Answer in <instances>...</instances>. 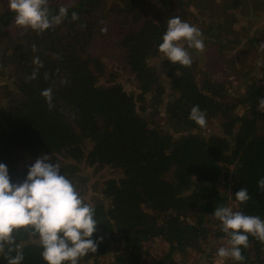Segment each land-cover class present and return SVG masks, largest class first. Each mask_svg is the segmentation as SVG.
<instances>
[{
  "label": "trees",
  "instance_id": "16d2710c",
  "mask_svg": "<svg viewBox=\"0 0 264 264\" xmlns=\"http://www.w3.org/2000/svg\"><path fill=\"white\" fill-rule=\"evenodd\" d=\"M192 1L46 0L50 12L64 6L68 15L37 32L18 26L8 0H0V162L18 183L34 163L28 156L61 161V173L95 208L92 238L103 237L79 264H210L209 248L228 241L216 208L264 219L257 184L264 178V42H256L239 68L243 90L230 98L215 71L195 60L173 64L158 50L172 17L195 25L209 39H202L205 46L216 39L223 50L229 36H221L218 14L226 11L198 0L194 12ZM262 3L251 2L264 21ZM45 89H51V107ZM194 105L205 112L206 125L218 123V132H204L206 125L189 119ZM82 166L115 175L87 198L83 183H75ZM242 187L250 195L243 203L235 198ZM13 236L21 264H46L38 235L21 228ZM7 247L0 264L16 254L6 255ZM157 247L162 252L150 259ZM242 255L226 264H264V242L249 235Z\"/></svg>",
  "mask_w": 264,
  "mask_h": 264
},
{
  "label": "clouds",
  "instance_id": "9594fccd",
  "mask_svg": "<svg viewBox=\"0 0 264 264\" xmlns=\"http://www.w3.org/2000/svg\"><path fill=\"white\" fill-rule=\"evenodd\" d=\"M8 7L15 12L14 21L18 26H27L37 32L61 24L68 15V8L64 6L55 14L50 12L46 0H8ZM72 17L76 18L75 12ZM201 36L195 25L172 17L158 50L171 63L190 66L189 49L203 50L205 47ZM184 42L187 47L183 46ZM41 94L51 107V89ZM259 108L264 109V98H260ZM189 119L201 127L206 125V114L199 105L190 109ZM49 161L48 154L37 158L18 183L11 181L8 166L0 162V251H5L7 245L6 255L16 253L9 258L8 264H21L23 260L20 246L12 247L13 233L21 228L38 235L46 264H79L80 258L95 252L103 239L102 236L92 238L98 225L94 206L86 203L72 181L61 173V161ZM257 184L264 191V178L258 179ZM249 197L244 187L235 193L241 203ZM213 215L228 237V246L217 249L219 257L242 261V247H247L249 235L264 242V219L259 216L233 211L227 206L216 208Z\"/></svg>",
  "mask_w": 264,
  "mask_h": 264
},
{
  "label": "rangeland",
  "instance_id": "374dc122",
  "mask_svg": "<svg viewBox=\"0 0 264 264\" xmlns=\"http://www.w3.org/2000/svg\"><path fill=\"white\" fill-rule=\"evenodd\" d=\"M196 1L198 0L192 1V11L194 12L197 10ZM207 1L212 6L214 11L219 12L222 11V9L226 11L224 17L220 14L218 15L219 18H222L224 23L223 26L225 27L224 31L221 33V36H225L224 34H227L229 37H227V41L224 40L223 50L219 49L220 46L216 43V39H213L214 44L207 42L208 46H205L203 50L189 49V53L192 57V61L195 60L197 67H204V69L209 68L210 71H215L222 78V80L224 79L223 83L232 93L229 97L235 98L237 95L242 93L244 84L243 80H245L243 71L240 72L239 68L243 66L245 62H249V59L252 56L253 46H257V43L259 42H264V21L262 20L263 15H261L259 10L252 8L253 4H251V2H254L255 0ZM237 2H241L242 4L239 5V7H234ZM210 18L211 17H209L207 20ZM257 28L259 29L257 30ZM201 38L206 40L207 37L204 38V36H202ZM206 41H209V39ZM183 46H187V43L184 42ZM202 55H205V57L208 58L207 65L202 62ZM159 61V59H156L154 60V63L159 65ZM169 64L164 69L165 73L169 72L170 70ZM126 76H128L127 73L122 75L123 80L129 81L131 83V81L128 80ZM135 88L137 87L135 86ZM151 109L152 105L146 108V111L149 112ZM152 118L159 121V118H156L155 116H152ZM218 128V123L214 122L212 124L206 125L203 128V131L215 133L218 132ZM39 157L40 156H28L27 160L29 162H34ZM82 167L83 168L81 172L78 173L79 175H77V177L75 176V183H83V186H85L87 190V198L90 197L92 192H94V185L98 187L103 180L115 175V172H113L111 169L100 168L98 170H94L93 168L91 169L86 166ZM227 246V243L221 244V247ZM154 248H152L148 254L150 259L157 257L159 253L162 252L160 247H157L156 249ZM209 249L212 251L210 252L212 254L217 252L213 248ZM188 258L189 262L194 260L192 253L188 255Z\"/></svg>",
  "mask_w": 264,
  "mask_h": 264
},
{
  "label": "built area",
  "instance_id": "2783aa9c",
  "mask_svg": "<svg viewBox=\"0 0 264 264\" xmlns=\"http://www.w3.org/2000/svg\"><path fill=\"white\" fill-rule=\"evenodd\" d=\"M228 258H221L217 255V252L212 254L209 258L210 264H225Z\"/></svg>",
  "mask_w": 264,
  "mask_h": 264
}]
</instances>
